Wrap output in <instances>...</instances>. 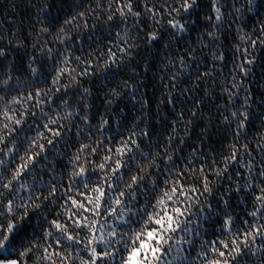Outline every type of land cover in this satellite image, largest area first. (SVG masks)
I'll use <instances>...</instances> for the list:
<instances>
[{"label": "snow or ice", "instance_id": "1", "mask_svg": "<svg viewBox=\"0 0 264 264\" xmlns=\"http://www.w3.org/2000/svg\"><path fill=\"white\" fill-rule=\"evenodd\" d=\"M28 8L0 31V264H264V0Z\"/></svg>", "mask_w": 264, "mask_h": 264}, {"label": "trees", "instance_id": "2", "mask_svg": "<svg viewBox=\"0 0 264 264\" xmlns=\"http://www.w3.org/2000/svg\"><path fill=\"white\" fill-rule=\"evenodd\" d=\"M69 3L72 2V0H68ZM241 3L244 2V0H240ZM15 5L16 7H13ZM264 18V16H256L254 14H248L245 18V23L247 24L248 30H252L255 26L256 28L259 27V20ZM30 21L31 24H35L36 28H39V23L36 22L35 13L34 11H30L28 8V0H0V31L3 32L4 35H8L9 32L7 31L10 27L12 29H19L21 26H23V32L24 35H29L30 30ZM233 26V30H234ZM193 39L195 38V33L192 34ZM187 39V37H185ZM30 43V41H28ZM225 45V52L228 58V63L226 66V71L231 68V59H232V52H231V44H232V36L229 35L224 41ZM257 56L264 57V48L259 49L257 51ZM139 59V57L137 58ZM153 63L154 67L152 71H145L143 68V65H141L139 72L141 75L137 76V79L141 80V84L144 86L142 87V91H145L147 93V98L152 101V113L153 116H155L156 112L158 111L155 107V103L159 99H164V96H161L160 90L158 88L159 85V79L154 78L153 74L155 71V62L150 61ZM248 80L252 81L250 88L255 96L256 103L253 104V109H257L259 105L264 103V73L260 70V65L257 64L254 74L252 76L248 77ZM183 99V97H181ZM132 103L128 100H125L122 102L121 107L125 108V111L128 112L131 110ZM96 106L98 109L103 110L102 107V100L100 97L97 98ZM164 107L163 105L161 106ZM190 107V105H188ZM177 110H179L177 108ZM135 114V113H133ZM261 131L264 132V128H261L260 121L257 119H254L250 122L249 126V135L254 136L257 135V132ZM219 140V138H217ZM231 138L228 137L227 140H230ZM243 142V141H242ZM219 143L215 144V147L219 148ZM254 147V145H253Z\"/></svg>", "mask_w": 264, "mask_h": 264}]
</instances>
